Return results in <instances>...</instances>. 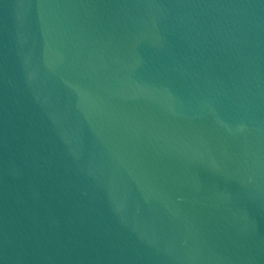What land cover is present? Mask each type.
<instances>
[{"label":"water","instance_id":"95a60500","mask_svg":"<svg viewBox=\"0 0 264 264\" xmlns=\"http://www.w3.org/2000/svg\"><path fill=\"white\" fill-rule=\"evenodd\" d=\"M0 264H264V0H0Z\"/></svg>","mask_w":264,"mask_h":264}]
</instances>
